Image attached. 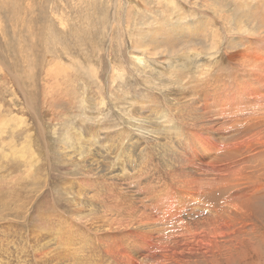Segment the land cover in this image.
<instances>
[{"label":"rangeland","instance_id":"obj_1","mask_svg":"<svg viewBox=\"0 0 264 264\" xmlns=\"http://www.w3.org/2000/svg\"><path fill=\"white\" fill-rule=\"evenodd\" d=\"M140 1L144 2V8L149 9L147 16L138 13L139 0H0V119L5 121L3 123L0 120V124L5 125L3 133L0 132V264H24L22 258L31 259L34 250L36 258L31 264H104L105 255L100 251L103 245L96 243L94 248H89L88 242L94 238L90 237L93 232L86 229L85 224L93 220L90 219L93 214L88 212L92 204L89 205L87 201L92 195V201L97 205L99 203L101 208L106 210L109 202L137 201L138 190H132L131 195L127 194V200L123 198L122 201L121 197L116 196L118 186L107 185L105 181L112 180L108 179L103 171L93 170L88 165V160L92 162V159L96 158L95 163L109 165L114 164L110 156H120L127 150L135 156L138 143L131 141L135 139L133 133L122 140V133L128 128L134 129L137 136L141 134L136 127L137 121L133 120L131 115L137 116L138 122L141 123L151 120L150 128L155 129L162 119H159V114L151 116L149 109L163 108L171 113L174 102L168 101L165 90L172 86L170 77H163L162 82H159L156 72L147 69L151 77L147 78L145 74L133 69L130 53L138 52L134 49L132 39L128 37V31L131 30L126 28V23L130 21L132 29L133 26L140 28L153 17L170 21L174 16L175 19L178 18L177 13L181 14L184 20L199 21V17L210 20L212 5L219 7L217 10L220 14L225 11V15L232 11L233 7V0H207L205 7L198 5L199 0H172L174 6L168 5L167 0ZM126 9L130 10L126 12ZM113 13L124 33L122 45L119 41V25L114 22ZM214 15L212 22L205 20L209 30L213 25V29L219 27V16L215 12ZM232 17L234 21L235 12ZM219 30L222 31V28ZM155 38L162 45L160 55L167 50V54L174 55L177 60L181 59L174 60L176 66L188 58L183 42H163L162 38ZM199 45L198 42V47L190 51L189 55L197 51ZM55 60L68 65L66 71L62 67L60 69L63 71L59 75L51 72ZM110 63L124 69L126 77L111 83ZM82 66L95 69L96 78L88 76ZM180 68L181 71L191 69L193 74L197 72L193 70V64ZM139 74L142 76H136ZM156 81L161 85H156ZM182 94L184 93L181 91L175 92V98H180ZM81 96L85 97L83 103L80 101ZM107 125L111 126L108 128ZM221 125L223 126L222 122ZM69 133L72 138L76 135L75 141L72 140L74 147L85 140L87 145L83 148L82 155L78 152L71 153L73 156L69 158L70 161L60 154L63 147H68L60 140ZM141 136L147 138L143 134ZM128 142L130 149L126 148ZM120 143L123 145H118ZM210 143L214 144V141L211 140ZM27 144L37 154L36 156L33 152L35 155L30 161L25 159L28 158V153H24ZM67 149L74 151L71 147ZM34 156L37 158L34 159ZM118 163L124 164L120 160ZM125 174L129 176L131 172L125 170ZM120 175L126 176L121 172ZM93 183L95 185H92ZM88 184L89 186H86ZM131 184L126 187H131ZM263 191L262 196L255 198L252 203L254 220L257 222L255 236L241 245L243 250L240 249L235 254L238 257L232 255L230 262L219 259L216 264H264ZM92 192L99 199L95 198ZM105 196H108L107 199ZM133 196V199L130 198ZM88 213L91 216H88ZM48 238L55 240L52 249V245L45 244ZM72 243L76 244L79 250L73 248ZM241 254L244 255L242 258Z\"/></svg>","mask_w":264,"mask_h":264},{"label":"bare ground","instance_id":"obj_2","mask_svg":"<svg viewBox=\"0 0 264 264\" xmlns=\"http://www.w3.org/2000/svg\"><path fill=\"white\" fill-rule=\"evenodd\" d=\"M199 1L198 5L205 7L207 0ZM167 3L170 6L175 4L172 0H167ZM232 5V11L227 15L225 11V14H220L217 10L219 7L212 5L210 20L206 17H199V21L184 20V17L177 13L178 18L175 19L174 16V19L165 21L162 17L151 18V14V21L140 28L133 26L134 31L131 24L129 25L130 21L126 23V28L131 30L128 31V37L132 39L134 49L138 52L130 53L133 69L145 74L147 78H151L149 71H154L159 76V82H162L163 77H170L172 86L165 90L168 101L174 102L171 113L163 108L147 110L151 116L159 114V119H162L155 129L150 128L151 120L141 123L138 122L137 116L131 115L132 119L137 121L135 123L139 133L147 136H137L132 128L123 131L122 140L133 133L135 139L131 137L130 140L138 143L135 156L128 152L129 150L123 151L120 156H110L114 164L109 165L95 163L96 158H90L92 162L88 160V165L93 170L103 171L107 178L112 180H106L107 185L118 186L115 191L118 195H115L121 197V200H127V194L131 195L132 190H138L137 201L134 199L131 203L123 200L120 203L109 202L106 210L102 209L99 203L97 205L92 201V195L88 197L87 203L92 204V207L87 211L94 215L90 218L93 220L85 224L86 229L93 232L90 237L94 238L93 241L89 240L88 244L89 248H94L96 243L103 245L100 251L105 255L104 264H216L219 259L230 262L232 255L237 254L242 249L241 245L253 239L257 232L252 203L264 190V0H233ZM137 9L140 15L149 14V9L144 8L143 1L139 0ZM129 10L126 9V12ZM214 12L219 16V27L213 29V25L209 30L205 20L212 22ZM233 12L236 13L234 21ZM112 16L114 22L119 25V41L122 45V27L116 21L115 13ZM219 28H222V31ZM154 36L162 38L163 42H183L188 58L176 66L174 60L181 59L177 60L174 55L167 54V50L160 55L162 45ZM198 42L199 49L189 55L190 51L198 47ZM192 64L193 70H197L195 74L191 69L181 71L180 67L187 68ZM53 65L51 72L58 75L63 71L60 68H68V65L57 60ZM109 66L111 83L126 77L124 69L113 63ZM82 68L88 76L96 78L95 69L85 66ZM156 85L161 84L157 82ZM178 91L184 94L175 98V92ZM84 99L85 97L81 96L80 101ZM0 120L5 122L3 118ZM110 126L107 125L108 128ZM4 127L5 125L0 124V132L3 133ZM75 137L76 135L72 138L69 133L60 140L63 145L68 146L60 150L61 156L68 161L73 156L71 153L78 152L82 155L83 148L87 147L86 140L74 147L72 140L75 141ZM211 140L214 144L210 143ZM128 144L126 148L130 149L131 145ZM69 147L74 151L67 149ZM31 148L28 144L27 148H24V153H28V158L25 159L29 161L36 154ZM118 160L124 164L118 163ZM125 170L131 174L127 176ZM120 172L126 176L122 177ZM129 183H132V186L126 187ZM86 188L88 190V187ZM105 197L107 199L108 196ZM130 198L133 199L134 196ZM90 214L88 213V216ZM98 214L102 215L97 216ZM49 239L47 243H43L52 245V249L55 240ZM71 246L79 250L76 244L72 243ZM35 254L34 250L31 259L21 257L22 262L31 264L36 258ZM27 256L26 254L25 257ZM242 256L244 255L241 254V258Z\"/></svg>","mask_w":264,"mask_h":264}]
</instances>
